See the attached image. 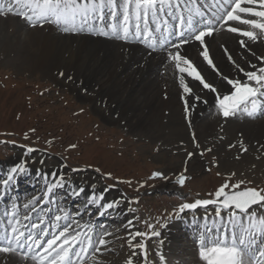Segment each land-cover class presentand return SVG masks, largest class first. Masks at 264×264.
<instances>
[{
    "label": "snow or ice",
    "instance_id": "obj_1",
    "mask_svg": "<svg viewBox=\"0 0 264 264\" xmlns=\"http://www.w3.org/2000/svg\"><path fill=\"white\" fill-rule=\"evenodd\" d=\"M8 14L22 17L33 28L53 25L65 34L90 29L98 37L126 44L138 43L152 58L162 56V67L174 77L182 92L184 113L189 124L193 104L207 103L201 95L204 90L215 95L219 114L224 120L238 112L253 118L264 115V66L252 64L253 70L246 71L233 59L228 48L221 45L227 60L249 82L245 83L221 73L210 53V45L221 31L238 34L237 42L245 49L250 44H264V0H7L6 3L0 0V15ZM189 46L197 52L203 67L189 56ZM258 59L264 62V56ZM204 67L222 82L226 81L232 90L228 94L218 91L219 85L206 79ZM60 75L64 76V73ZM193 141L199 149L195 133ZM239 144L246 153L248 149L243 141ZM69 147L75 149L77 145ZM38 151L35 147H26L27 154ZM206 151L211 152L212 149ZM194 154L189 152L188 159ZM40 163H44L43 159ZM72 171L79 173L86 169L75 168ZM95 171L100 173L99 168ZM29 173L30 161L27 159L9 169L6 178L0 180V204H4L14 190L18 178ZM101 175L113 179L111 173ZM41 179L46 183L40 194L22 205L12 200L0 215V254H3L0 264H7L13 258H18V264H88L89 261L102 264L98 254L102 256L109 250L110 241L106 237L113 233L106 228L97 230L91 222L81 224L55 197V190L65 187L71 188V195L79 197L85 192L83 184L73 185L63 172H41ZM148 179L167 181L170 178L161 171H155ZM187 181L185 169L175 175L173 182L183 188ZM119 183L131 185L132 181ZM146 184L144 181L139 187ZM242 184L244 181L225 182L209 194L212 198L182 202L168 217L183 219L186 214H192L189 222L199 229L195 238L199 258L206 264H264V214L258 215V211L264 213V188L241 189ZM87 202L98 210L100 216H105L112 210H119L125 202L139 204V198L124 195L121 199L106 201L104 192H97L93 184ZM40 204L43 207L38 206ZM53 204L55 208L47 207ZM198 210L204 212L203 217L197 214ZM128 211L135 213L137 209L130 207ZM49 213H52L50 218ZM145 223L153 229L150 233L139 229L128 232L127 246L131 249V256L126 264H134L132 257L138 258L140 264H149V249L138 238L150 240L159 237L161 233L154 229L160 221ZM201 224L203 227L199 228ZM162 226L167 227V223ZM126 227L135 228V220L129 219ZM152 264H167L166 257L157 250Z\"/></svg>",
    "mask_w": 264,
    "mask_h": 264
},
{
    "label": "rangeland",
    "instance_id": "obj_2",
    "mask_svg": "<svg viewBox=\"0 0 264 264\" xmlns=\"http://www.w3.org/2000/svg\"><path fill=\"white\" fill-rule=\"evenodd\" d=\"M11 30L16 31L17 27L14 26ZM1 43H3V36L0 35ZM8 58H13V54L7 57L0 52V141H8V143H0L2 167L10 168L11 165L26 159L30 161V167L34 170L50 169L53 164L61 163L63 173L70 178L71 183L83 184L86 187L85 190L89 192L91 185L95 184L96 190L114 188L121 189L123 195L128 197L138 196L139 204L125 202L126 207H123V210L130 213L128 211L130 207L136 208L137 211L131 213L135 219V229L143 230L140 226L142 224L149 233L153 229L148 228L145 221L152 224L160 221L154 230L162 233L166 228L162 226L164 223L169 225L171 221L177 219L168 217L172 216L180 203L193 202L197 198H212L209 194L214 193L225 182L231 184L244 181L241 189L245 187L264 188V152L258 149L257 152L252 153L253 149L247 147H257L262 136H256L253 138L255 140L253 144L249 143L245 146L249 150L246 153L240 151L239 142L234 141L230 144L236 145V147L226 145L235 139L234 134H242L230 129H227L228 132L226 131L222 135L223 137L215 139L217 142L221 141L224 146L226 145L225 147L211 146L212 138H208V141L200 144L199 149L195 147V143L172 145L171 141L149 139L144 133H136L118 122L107 125L96 118L90 103L77 97L78 92L72 93L65 85H59L52 77L36 67H31L27 62H10ZM210 112H212L211 108ZM219 113L220 111L216 110L215 113H212L213 115L208 117L210 119L214 116L221 117ZM238 118H229L228 120L238 121ZM186 120L188 122V118ZM240 121H245V119ZM246 122L248 123V121ZM229 123L226 121L223 124L227 127L231 125ZM210 128L205 126V130L209 132ZM223 128L225 129V127ZM262 140L264 142V138ZM71 144H76L77 147L72 149L69 147ZM170 145H172L171 148ZM26 147H35L40 151L27 154ZM208 148H211L212 151H206ZM189 152L197 153V156L203 159L201 167L195 170L189 168L188 164L191 161L187 155ZM201 152L204 153L203 156L200 155ZM244 155L251 158L247 157L248 160L243 161L242 156ZM41 159L44 161L43 164L40 163ZM231 160L234 161V164ZM168 166L175 168L166 173L170 178L167 182L175 187L173 190L159 188L163 181L161 179H148L151 173L162 172ZM75 168L86 169V171L74 173L72 169ZM96 168L100 169V173L95 171ZM185 169L188 181L181 188L173 181L175 175ZM102 173H111L113 179L103 178ZM232 173L235 175H231ZM37 175L39 176V174ZM122 180H131L132 184L119 183ZM144 181H147L146 186L139 187ZM137 189H139L138 192ZM34 190L41 192L43 189L35 187ZM90 212H95L91 217L98 215L91 207L85 209L83 213L88 215ZM73 215L75 214L73 213ZM105 217L115 220L111 214L105 215ZM120 220V222H114L113 224H116L117 227L111 229V232L116 233V236L123 227L121 223L124 219L120 218ZM79 221L81 224L85 223L82 220ZM124 226L126 227L125 223ZM123 229L122 235L118 233L117 239L111 243L114 250L109 249L104 254H111L115 258L119 256L121 258L125 254L128 249V234ZM157 238L160 239V236L150 240L142 237L145 243L149 240V264L153 262L155 251H161L158 246L154 245Z\"/></svg>",
    "mask_w": 264,
    "mask_h": 264
},
{
    "label": "bare ground",
    "instance_id": "obj_3",
    "mask_svg": "<svg viewBox=\"0 0 264 264\" xmlns=\"http://www.w3.org/2000/svg\"><path fill=\"white\" fill-rule=\"evenodd\" d=\"M26 9L24 10L26 11ZM10 15L14 16L13 14L0 15V35L3 36L0 52L7 57L13 54V58H8L10 62H27L31 67H36L52 77L59 85H65L72 93L74 91L78 92L77 97L90 103L96 118L107 123V125L118 122L136 133H144L149 139L164 142L171 141L172 145L180 143L194 144L193 133H195L196 142L199 144L208 141V138H212L211 146L214 145V147L218 145L225 147L234 141H243V137H245L243 142L245 147L249 143L253 144L255 141L253 138L256 136L260 135L262 139L264 138V118L261 115H257L256 117H259L257 119H248L246 115L243 117L245 121L242 122L240 120H224L221 115V117L214 116L210 119L208 116L213 115L212 113L216 111L214 108L216 99L214 94L206 90L201 95L207 103L196 102L193 104L191 124H189L184 113L181 99L182 92L178 87V82L175 81L174 77L168 75L162 67L163 57H150L147 50L138 43L126 44L114 39L98 37L90 29H86L84 31L86 33L65 34L53 25L32 28L20 16L14 18ZM14 26L17 27L16 31L11 30ZM237 41V34L221 31L214 37L210 45V53L221 73L229 78L234 77L249 83L244 74L237 71L233 64L227 60L221 45L227 47L233 59L248 71L253 70L252 64H256L257 67L264 66V62L258 59V57L264 56V44H250L249 48L245 49ZM253 52L256 53L255 56ZM188 53L194 62L203 67L202 61L193 47H188ZM61 72L64 73V76L60 75ZM204 73L209 82H215L219 85L218 91L222 90L224 94H227L232 90L226 81L222 82L207 67H204ZM210 108L212 112L209 113ZM249 108L251 110V106ZM226 121L230 122L231 125L226 127V123L223 124ZM205 126L211 127L210 132L205 130ZM227 129L242 134H234L235 139L224 146L221 141L217 142L215 139L223 137L222 135L225 134ZM228 136L230 135L228 134ZM262 139L256 145L257 147L247 146L253 149L252 153L257 152L258 149L264 152ZM172 145H170V148ZM183 147L185 149L184 145ZM247 157V155L242 156V160H248ZM202 162L203 159L198 157L196 153L192 156L188 165L189 168L195 170L202 166ZM232 163L234 164V161ZM16 164L11 165V167ZM7 168L9 167H3L6 176L9 172ZM172 169L175 168L168 166L162 172L166 174ZM37 170L33 174L37 172H39V175H41V172H57L58 174L63 172L61 163L53 164L50 169ZM34 185H37L40 190L45 188V182L42 179L36 183L34 182ZM159 188L175 189L165 180L162 181ZM121 191V189L97 190V192H104L106 201L121 199L124 196ZM84 193L81 194L84 199L83 202H87L90 192L85 190ZM123 205L119 210H112L110 214L114 219H124L123 223L127 225L128 220L133 217L129 214L126 216L125 209L123 210V207L126 206ZM47 207L55 208L54 205ZM197 214L200 217L204 215ZM260 214L261 212L258 211V215ZM33 216L35 217V214ZM189 218H192V215ZM161 220L163 221V219ZM247 223V220H245V225ZM183 225L186 229H181ZM187 225L185 226L184 218L177 222H171L162 231L160 239L155 240L154 245L160 248L161 253L166 257L167 264H206L199 258L197 250L191 248L190 238L198 232V226L190 227ZM135 230V228L128 229L127 227L123 229L127 234L129 231ZM118 233L122 235V231L117 232V236ZM117 236L116 233H113L111 237H106L110 241V250H114L111 243L114 239H117ZM160 241H163V243L161 244ZM151 242L153 243V241ZM2 255L0 254V256ZM191 255L192 260L188 261L190 259L188 256L191 257ZM130 256L131 249L128 247L121 258L120 256L115 258L111 254H103L102 256L98 254L97 258L102 261V264H108L109 262L126 264V260ZM132 259L134 264H140L138 258L132 257ZM7 264H18V258L8 260ZM25 264H31V262H25ZM88 264H95V262L89 261Z\"/></svg>",
    "mask_w": 264,
    "mask_h": 264
}]
</instances>
